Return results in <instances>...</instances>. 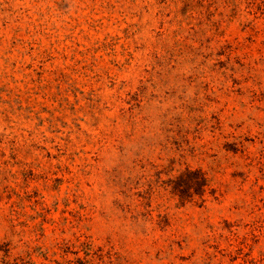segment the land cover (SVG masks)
I'll return each instance as SVG.
<instances>
[{"label": "rangeland", "instance_id": "rangeland-1", "mask_svg": "<svg viewBox=\"0 0 264 264\" xmlns=\"http://www.w3.org/2000/svg\"><path fill=\"white\" fill-rule=\"evenodd\" d=\"M251 1L0 0V264L264 262Z\"/></svg>", "mask_w": 264, "mask_h": 264}, {"label": "trees", "instance_id": "trees-1", "mask_svg": "<svg viewBox=\"0 0 264 264\" xmlns=\"http://www.w3.org/2000/svg\"><path fill=\"white\" fill-rule=\"evenodd\" d=\"M180 1L184 5L190 6L192 12H194L195 9L197 8V11L201 13L206 9L207 4L209 8L215 7L222 0H180ZM224 3L226 7L230 8L232 12L231 16L235 17L241 11L240 9L243 4H247L249 6L252 3V1L243 0V2H241L239 0H224ZM257 7L260 12H264V0H259V4L257 5ZM189 176H194L195 178L180 182V184H178V186L174 188L176 194L183 202H186V198H190L193 200L195 197H199L202 203L204 204L205 203L204 197L207 193V189L210 187V183L206 175L200 170L194 172L187 170V172L183 174L181 177L183 179V177H189ZM242 264H264V262L261 260L251 258L244 261Z\"/></svg>", "mask_w": 264, "mask_h": 264}]
</instances>
